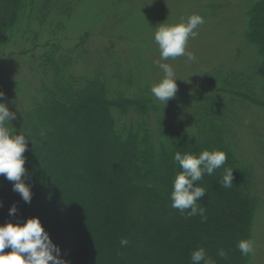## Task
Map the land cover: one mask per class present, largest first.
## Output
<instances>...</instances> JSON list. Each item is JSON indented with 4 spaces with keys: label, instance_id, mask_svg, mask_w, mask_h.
<instances>
[{
    "label": "trees",
    "instance_id": "16d2710c",
    "mask_svg": "<svg viewBox=\"0 0 264 264\" xmlns=\"http://www.w3.org/2000/svg\"><path fill=\"white\" fill-rule=\"evenodd\" d=\"M198 1L206 26L225 7ZM238 1L246 2L238 55L253 61L234 57L205 70L195 89L179 88L166 104L150 91L158 83L131 62L140 49L119 44L111 28L118 21H109L117 15L111 8L133 18L142 0H0V91L16 114L7 126L26 136L33 192L24 202L0 175V225L39 217L68 264H192L199 248L214 259L217 234L237 230L238 242L254 240L264 210L256 175L259 160L264 169V0ZM81 17L84 28L69 44L68 28ZM246 137L254 143L251 163L239 154ZM205 150L223 151L227 161L194 182L206 191L197 201L205 211L188 217L172 207L182 171L174 155ZM226 167L234 170L231 188L222 186ZM13 204L18 212L10 216ZM237 254L239 264H256Z\"/></svg>",
    "mask_w": 264,
    "mask_h": 264
},
{
    "label": "clouds",
    "instance_id": "9594fccd",
    "mask_svg": "<svg viewBox=\"0 0 264 264\" xmlns=\"http://www.w3.org/2000/svg\"><path fill=\"white\" fill-rule=\"evenodd\" d=\"M205 18L193 14L186 21L169 25L167 22L159 25L154 33V41L159 46L160 60L175 59L184 56L189 62H196L197 57L187 50L188 41L198 35L199 26L205 24ZM163 71L164 78L151 88V93L162 103H168L175 98L178 91L177 78L173 67L168 63L156 61ZM16 118L10 112L5 101V93L0 91V175L14 182L13 191L17 192L24 202L31 203L33 198L32 185L26 183L25 168L27 157V140L24 134L17 135L7 125ZM174 160L178 162L182 171L177 174L173 182L171 193L172 207L181 214L187 212L188 217L200 215L203 217L205 209L197 201L205 196L204 188L194 186L204 174L212 175L214 170L226 164L227 154L220 150H205L198 156L192 153L176 152ZM233 169L224 168L222 186L231 188L233 185ZM0 207L3 201L0 200ZM18 207L13 204L9 210L10 216H15ZM122 247L127 246L128 240L121 239ZM237 248L245 257L255 255V241L251 238L240 240ZM5 249H11L5 253ZM221 259H227L228 253L224 249L218 251ZM192 264H217L204 248L191 253ZM0 264H68L61 258V249L55 245L50 234L45 230L39 217L29 218L25 223L8 222L0 225Z\"/></svg>",
    "mask_w": 264,
    "mask_h": 264
},
{
    "label": "rangeland",
    "instance_id": "374dc122",
    "mask_svg": "<svg viewBox=\"0 0 264 264\" xmlns=\"http://www.w3.org/2000/svg\"><path fill=\"white\" fill-rule=\"evenodd\" d=\"M142 1L146 4H140V6H138L140 11L141 9L142 11L133 18L130 17L125 21L121 16L123 7H120L117 12H113L112 9L114 8L110 9V7H103L101 11L108 10L109 8L113 15L117 14L113 17H110L109 21H118V24L114 22L112 23V26L110 25L111 28L114 29L115 33L122 37L119 38L120 40L118 43H122V46H126L129 49H140L139 56L141 58L138 57L137 59L133 57L134 59L131 58V62H135L139 65L141 68V74L143 75L142 77L145 80H150V83H159L160 80L164 78V73L157 66L156 61L170 64L175 71L176 78L178 79V89L182 88L188 91H191L198 86L203 71L205 70L212 69L221 63L226 65L229 63L233 64L235 63L233 60L234 57L243 63L253 61V57L249 53H244L240 56L238 55L241 42V22H239V19H241V14L243 12L242 6L245 7L246 2L243 1V3H241V1L238 0H212V4L218 5L219 3H222L225 4V7L214 11L210 21L211 25L206 26V24H203L199 26V35L195 39H190L188 41L187 50L192 51L197 57L196 62H189L184 56L177 57L175 59L169 58L166 61L160 60L159 46L154 41V33L156 28L163 23L167 22L169 25H174L182 22V18L184 21H186L187 18L193 14L202 15L203 11L199 9V1ZM147 6H151L154 10V16H152V18L149 17L151 13L149 11L146 12L145 10ZM87 8L89 7H84L81 13H83ZM141 13H144L143 17H141ZM136 16L140 17L141 21L134 19ZM221 20H224V23H220ZM84 23L83 17H81V20H77V22H75L71 28H68L67 37L70 38L69 44L76 43L77 37L79 35L78 33L77 35L75 34L76 29L84 28ZM86 28L91 29L92 25ZM110 31L112 32V30ZM140 39L144 40L141 41ZM138 76L140 77V75ZM249 140L250 138L248 137L242 139L240 144L241 150L239 149V154H241L244 159L250 162L254 161L256 155L253 145L254 143L250 142ZM259 161L261 162L262 160ZM260 162L258 163L259 165ZM258 164L256 165V175H260V179L264 180V169H259ZM216 187H220L219 184H217ZM218 201L219 203H222L220 199H218ZM236 236L237 230H232L229 235L220 233L211 239L212 243L217 244L216 248L214 247L216 252H213L215 260H220V262H223V264H239V261L237 260V253L239 252V249L237 248L238 240H236ZM254 236L255 255L253 256V262L256 264H264V210H261L257 215ZM220 249L227 251V259H221L218 256V251Z\"/></svg>",
    "mask_w": 264,
    "mask_h": 264
}]
</instances>
